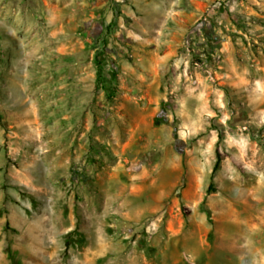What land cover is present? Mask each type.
<instances>
[{"label": "rangeland", "instance_id": "rangeland-1", "mask_svg": "<svg viewBox=\"0 0 264 264\" xmlns=\"http://www.w3.org/2000/svg\"><path fill=\"white\" fill-rule=\"evenodd\" d=\"M135 1L0 0V264H264V0Z\"/></svg>", "mask_w": 264, "mask_h": 264}, {"label": "crops", "instance_id": "crops-1", "mask_svg": "<svg viewBox=\"0 0 264 264\" xmlns=\"http://www.w3.org/2000/svg\"><path fill=\"white\" fill-rule=\"evenodd\" d=\"M179 0H161V3L156 0H136L135 4L138 5L143 12L144 23L139 22L143 25L141 36L139 34L134 33L133 30L130 31L131 35H139V39L149 40L148 35H155V32H163L165 23L169 20V18L174 19L175 16L180 12L179 9L176 8ZM129 10L128 4L125 6V13L128 14L131 18L137 19L136 16H131L126 12ZM162 19L164 21L162 26H158L157 20ZM132 32V33H131Z\"/></svg>", "mask_w": 264, "mask_h": 264}, {"label": "trees", "instance_id": "trees-1", "mask_svg": "<svg viewBox=\"0 0 264 264\" xmlns=\"http://www.w3.org/2000/svg\"><path fill=\"white\" fill-rule=\"evenodd\" d=\"M220 164H221V158H220V156H218V160H217V163H216L215 168H214V173L218 171V169L220 168Z\"/></svg>", "mask_w": 264, "mask_h": 264}]
</instances>
